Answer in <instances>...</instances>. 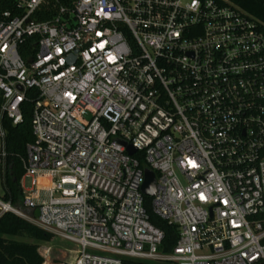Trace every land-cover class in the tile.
<instances>
[{
	"label": "built area",
	"instance_id": "2783aa9c",
	"mask_svg": "<svg viewBox=\"0 0 264 264\" xmlns=\"http://www.w3.org/2000/svg\"><path fill=\"white\" fill-rule=\"evenodd\" d=\"M45 1L0 9V166L29 101L35 212L0 196V218L75 242L70 264L264 261V21L231 0H74L38 21Z\"/></svg>",
	"mask_w": 264,
	"mask_h": 264
},
{
	"label": "trees",
	"instance_id": "16d2710c",
	"mask_svg": "<svg viewBox=\"0 0 264 264\" xmlns=\"http://www.w3.org/2000/svg\"><path fill=\"white\" fill-rule=\"evenodd\" d=\"M242 8L264 21V0H231ZM74 0H46L38 9L34 18L38 21H49L57 14L61 6H72ZM14 0H0V9H13ZM26 43L21 48L22 55L28 57ZM24 119L18 124H13L9 118H4L7 129V149L9 151V166L3 174L4 194L6 200H10L15 206L35 214L23 205L22 180L25 176L23 158L27 154V144L34 139L32 129V103L23 104ZM146 207L150 213L151 221L165 231L162 250L169 252L173 249L178 239V229L166 220L155 214L151 208L152 197L146 195ZM53 233L46 231L26 218L13 212L5 213L0 218V264H43L44 256L39 252L36 243H30L25 238L36 240H50ZM129 264H166L153 261H128ZM53 264H62L54 262ZM257 264H264L259 261Z\"/></svg>",
	"mask_w": 264,
	"mask_h": 264
},
{
	"label": "rangeland",
	"instance_id": "374dc122",
	"mask_svg": "<svg viewBox=\"0 0 264 264\" xmlns=\"http://www.w3.org/2000/svg\"><path fill=\"white\" fill-rule=\"evenodd\" d=\"M33 178L25 175L22 180L24 191H27L32 186ZM5 190L3 185V170L0 166V196H3ZM24 240L38 245L39 252L45 258V264H53L54 262H61L62 264H70L74 261L76 250L79 246L70 240H66L56 234H52L50 240H36L33 238H25Z\"/></svg>",
	"mask_w": 264,
	"mask_h": 264
},
{
	"label": "water",
	"instance_id": "95a60500",
	"mask_svg": "<svg viewBox=\"0 0 264 264\" xmlns=\"http://www.w3.org/2000/svg\"><path fill=\"white\" fill-rule=\"evenodd\" d=\"M130 153H134L136 151L135 147L129 146ZM143 192L145 195H154L156 192V177L153 171L147 170L146 172V181L143 185Z\"/></svg>",
	"mask_w": 264,
	"mask_h": 264
}]
</instances>
